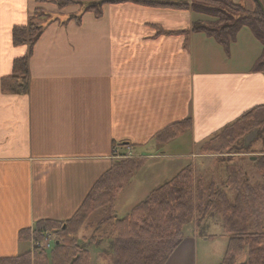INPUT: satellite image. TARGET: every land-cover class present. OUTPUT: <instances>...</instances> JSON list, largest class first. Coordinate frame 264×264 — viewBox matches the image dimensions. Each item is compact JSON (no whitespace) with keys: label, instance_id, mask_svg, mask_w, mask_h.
<instances>
[{"label":"crops","instance_id":"1","mask_svg":"<svg viewBox=\"0 0 264 264\" xmlns=\"http://www.w3.org/2000/svg\"><path fill=\"white\" fill-rule=\"evenodd\" d=\"M151 1L188 7L104 0L90 4L100 7L97 15L82 3L0 0V258L31 251V242L20 240L23 230L71 219L120 159L138 157L154 143L165 154L184 138L208 157L201 151L206 142L264 105V72L255 68L263 45L249 27L226 50L194 30L195 21L209 19L192 10V0ZM243 5L253 9L252 2ZM30 22L44 31L29 59V91L4 93L2 79L29 51L13 43V30ZM186 118L192 126L185 134L166 144L154 140ZM166 156L190 155L145 158ZM163 164L148 180L169 182L195 168ZM198 247L195 236L185 235L166 264H208Z\"/></svg>","mask_w":264,"mask_h":264},{"label":"trees","instance_id":"2","mask_svg":"<svg viewBox=\"0 0 264 264\" xmlns=\"http://www.w3.org/2000/svg\"><path fill=\"white\" fill-rule=\"evenodd\" d=\"M80 1L101 0H57V3L65 7ZM125 1L150 7H188V4L174 5L151 0ZM192 1V10L209 19L195 21L194 30L216 39L226 50L235 42L239 31L249 27L263 45L262 56L255 68L264 72V14L255 0H251L253 9L235 0ZM85 9L101 14L97 5H87ZM36 12L42 13L40 10ZM43 31L44 27L35 22L14 28L13 43L17 46L28 45L29 51L26 56L14 61L13 73L2 79L4 93H28L31 81L29 59ZM191 126V118H186L158 132L154 140L160 144L169 143L185 134ZM255 132L264 133V105L246 112L238 121L206 142L201 151L203 154L222 153ZM143 163L144 157L116 162L93 186L71 219L63 223L49 220L38 222L33 231L37 242L44 241L42 236L47 231L54 232L56 236L58 244L50 252L41 248L36 249L33 255L27 252L19 256L2 257L0 264H90V252L78 243L77 236L90 215L101 209L105 210L102 223L115 234L112 243L114 264H166L184 239L185 227L207 216L215 202L219 203L222 210L223 228L228 235L226 252L220 264H238L246 248L247 261L241 264H264V156L256 159V168L263 180L260 190L247 185L241 191L238 168L235 165L228 166L227 185L237 191L234 202H230L227 193L214 182L207 183L203 179L195 182L194 171L188 166L171 181L151 191L125 218H118L115 201ZM31 235V229L23 230L20 240L30 241Z\"/></svg>","mask_w":264,"mask_h":264},{"label":"rangeland","instance_id":"3","mask_svg":"<svg viewBox=\"0 0 264 264\" xmlns=\"http://www.w3.org/2000/svg\"><path fill=\"white\" fill-rule=\"evenodd\" d=\"M91 2L94 1H80L79 3L90 5ZM241 2L247 4L250 3L251 0H241ZM183 140L186 139L174 141L172 147L167 148L165 154L161 153L163 147L157 143H154L151 148L141 152L140 155L143 154L145 156L180 155L186 153L190 156H166L165 158L148 159L142 155V157L145 158L146 164L143 163L142 167H144H141L142 170H140V168L135 172L129 187H127L123 193L121 191L122 194L120 193L121 196L119 194L120 197L118 196V200L116 201L115 214L118 218H125L135 206L146 199L150 191H153L167 182L168 178H165L166 176L155 182L148 180L151 171L153 169H159L160 165H164L163 163H193L195 167L193 170L195 182L200 179H203L207 183L214 182L220 190L227 193L230 202H234L237 191L231 190L227 185L229 165H235L239 170L241 176V191H244L247 185H251L257 190H260L263 186L262 176L256 168V160L252 158L264 156V133H257L248 143L245 142V140L238 141L230 149H225L219 154H210L208 157H201L199 155V146L192 149L190 145H186L188 142L185 143ZM192 153L195 155L194 157H192ZM122 160L125 159H120L119 161ZM103 212V210L98 211L86 222L84 227L80 230L77 239L80 245L85 246L90 251L93 257V264H114L112 243L115 234L109 226L102 223L104 216ZM188 234L195 236L199 246L198 252L200 258L202 257L208 264H220L222 262L227 248L228 235L223 228L222 210L218 202H215L212 210L207 216L185 227V235ZM53 238L55 239L56 236L53 235V237L50 238L51 244L54 243ZM32 239L34 238L32 237ZM28 246L30 247V245ZM50 251L51 250L48 252ZM246 261L247 254L245 253L244 256L238 260V264L245 263Z\"/></svg>","mask_w":264,"mask_h":264},{"label":"water","instance_id":"4","mask_svg":"<svg viewBox=\"0 0 264 264\" xmlns=\"http://www.w3.org/2000/svg\"><path fill=\"white\" fill-rule=\"evenodd\" d=\"M255 1L258 3V5L260 6V8H261V10H262V12L264 14V3L262 2V0H255ZM254 135H255V133L251 134L247 138L246 142H249L254 137ZM252 159L255 160L256 158H252Z\"/></svg>","mask_w":264,"mask_h":264}]
</instances>
